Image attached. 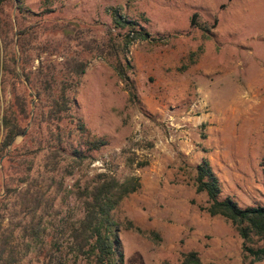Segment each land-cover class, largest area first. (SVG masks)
<instances>
[{"label": "rangeland", "instance_id": "rangeland-1", "mask_svg": "<svg viewBox=\"0 0 264 264\" xmlns=\"http://www.w3.org/2000/svg\"><path fill=\"white\" fill-rule=\"evenodd\" d=\"M43 1L21 0V10L15 0L2 5L13 26L12 47L17 59L16 28L33 25L30 70L40 63L60 70L74 55L88 60L79 83L67 92L69 112L85 131L76 129L75 120L63 119L55 129L30 115L25 130L41 144L28 143L30 168L19 183L26 168L21 157L18 168L0 158L3 202L14 203L17 191L35 182L47 200L37 211L43 230L36 244L45 249L65 236L64 221L80 216V201L96 174L135 176L139 187L111 213L122 264H180L188 251L197 253L200 264H246L232 226L202 209L206 197L195 192L193 177L204 158L219 179L220 197L228 195L240 206L264 204V0ZM113 12L148 34L116 52L125 79L112 69L109 43L117 44L129 26H116ZM54 23L77 37L68 40ZM7 90L0 83V116ZM29 91L32 109L36 98ZM57 132L62 151L49 170L45 162ZM92 138L106 143L87 149L85 141ZM7 172L14 189L5 198ZM3 216L7 228L18 219L6 211ZM34 244L15 264L39 263ZM250 264H264V258Z\"/></svg>", "mask_w": 264, "mask_h": 264}, {"label": "trees", "instance_id": "trees-1", "mask_svg": "<svg viewBox=\"0 0 264 264\" xmlns=\"http://www.w3.org/2000/svg\"><path fill=\"white\" fill-rule=\"evenodd\" d=\"M17 2V9L21 10V0ZM49 0H44L47 3ZM12 0H0V83L7 87L9 99L0 116L2 135L0 139V158L7 163L21 162L26 166L25 156L32 151L30 140L41 144V140H34L31 132L25 130L30 115L32 121L38 124L58 128L63 119L75 120V127L84 132V126L79 118L69 112L70 98L67 92L79 83V77L83 74L88 60L77 58L75 55L67 57L62 62L60 70L55 71L52 63L39 64L34 69L29 68V43L35 38L37 30L33 25L16 28L18 34L16 59L12 41V23L10 15L4 12L2 5ZM23 10V9H22ZM113 21L116 26L123 28L129 26L126 34L119 39L117 44H110V57H114L111 64L119 78L125 79L124 69L116 59V52H124L127 46L135 39H145L146 32L135 31L131 22L113 12ZM192 17L190 22L192 23ZM53 27L61 31L64 37L74 41L77 36L71 38L67 26L54 23ZM11 34V37H10ZM110 37H108L109 39ZM109 42V40H107ZM77 44H80L79 40ZM87 52L92 51V46L82 45ZM102 51V48H96ZM18 66L20 75L16 70ZM36 98L31 109V92ZM22 135L21 142L14 143V138ZM55 150H49L47 161L49 170L55 168L57 156L62 148L59 142L58 132L55 134ZM103 138L86 139L87 149H99L105 145ZM76 158H81L79 150H71ZM139 162L137 165H142ZM16 165V168H18ZM20 170L22 177H18L17 183L27 178V171ZM193 185L195 192L205 194V205L202 209L209 215L220 216L227 221L240 238V250L246 264L264 258V204L238 205L235 200L226 195L220 197V182L215 172L211 169L206 159H201L194 167ZM12 173V172H11ZM6 174L4 185L6 188L5 198L13 191V174ZM139 187L138 178L128 176L122 180L115 177L98 173L93 183L86 189L83 200L79 207L81 214L72 221L62 223V240L53 238L49 247L42 249L40 245V232L43 230L42 216L37 213L40 205L46 203L43 192L36 187L34 181L17 191L16 201L7 205L0 197V264H15L30 250L31 244L35 243L36 256H40L38 264H122L123 255L120 241L116 233V222L111 213L123 197L135 191ZM10 191V192H8ZM4 198V199H5ZM7 201V200H6ZM3 211L18 216L17 221L10 227H3ZM5 213V212H4ZM38 243V244H36ZM180 264H200L197 253L194 251L182 252Z\"/></svg>", "mask_w": 264, "mask_h": 264}]
</instances>
